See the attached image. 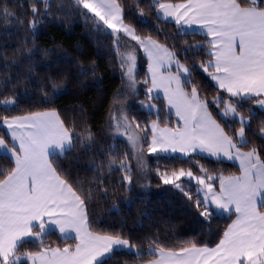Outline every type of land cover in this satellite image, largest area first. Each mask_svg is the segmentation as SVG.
Here are the masks:
<instances>
[{
	"label": "trees",
	"instance_id": "obj_1",
	"mask_svg": "<svg viewBox=\"0 0 264 264\" xmlns=\"http://www.w3.org/2000/svg\"><path fill=\"white\" fill-rule=\"evenodd\" d=\"M117 3L123 9V20L135 28L137 35L167 45L189 66L192 84L200 97L208 101L225 130L236 139L240 124L218 116L214 101L219 103L217 98L222 90L200 67L212 59L209 37L196 31H184L174 21L162 18L154 0H117ZM49 4V14L45 15V5L40 0H0V10L7 7L13 14L5 18L0 11V101H14L0 105V118L56 110L72 132L74 150L51 157L54 166L85 199L89 230L100 235H118L134 246L132 251L115 249L103 259L104 264L147 262L157 255L149 251L154 247L176 251L192 244L216 246L234 214L213 211L206 222L195 207L196 199H202L196 184L188 180L180 182L192 197L189 200L180 190L165 185L158 173L183 168L214 176L213 181L218 184L220 176L239 173V166L199 154L190 157L157 155L150 162L149 191L141 194L133 184L122 183L124 172L115 170V165L124 163L130 169L131 151L126 141H114L108 136L111 107L129 97L118 51V34H113L92 14L84 15L87 10L78 9L73 0H49ZM33 5L38 9L37 15L31 10ZM30 20L37 21L35 32L29 28ZM146 65L147 60L141 55L138 78L143 86L149 85L145 83L148 81ZM211 70L209 68V72ZM53 84L58 91H53ZM185 87L190 89L188 84ZM226 95L224 93L223 101ZM156 100L161 104L158 113L147 112L137 104L128 111L139 130L146 132V142L150 137L148 125L151 121L177 124L162 99ZM242 102L239 109L246 114L254 105V98ZM262 128L264 109L252 113L246 126L250 142L246 148L257 147L264 159ZM88 132L93 142L85 139ZM77 136L87 146L77 143ZM0 138L13 146L2 123ZM8 156V153H0V172L14 168ZM112 161L114 168L109 170L107 165ZM128 174L135 177L131 169ZM4 178L0 175V179ZM76 242L75 238H63L57 231L48 230L41 238L27 239L18 247L17 255L37 253L49 247L73 248ZM21 264H28V261Z\"/></svg>",
	"mask_w": 264,
	"mask_h": 264
},
{
	"label": "snow or ice",
	"instance_id": "obj_2",
	"mask_svg": "<svg viewBox=\"0 0 264 264\" xmlns=\"http://www.w3.org/2000/svg\"><path fill=\"white\" fill-rule=\"evenodd\" d=\"M40 2L45 5V15H48L49 0ZM73 2L78 9L87 10L84 15L92 14L113 34L122 32L144 49L150 61L151 87L148 92L163 89L168 105L175 108L176 116L183 121V128L175 129H159L157 123L153 122L150 152L171 150L190 154L199 149L217 158L223 155L240 162L242 175L220 176L218 192L213 190L211 183H206L204 177H195L196 183L204 186L200 190L204 191V196L196 199L195 207L206 222L214 210L238 214L219 243L215 247L192 244L179 251L154 247L149 251L151 254L158 252L159 258L151 261V264H264V211L261 210L264 208V159L255 146L248 151L242 150L250 143L245 136V126L249 120L231 100L225 102L217 98V107L223 105L221 115L232 117L240 124L236 131L239 144L236 143L213 119L208 110V101L200 98L190 78L192 70L180 62L174 51L151 37L137 35L131 26L124 24L123 9L117 0ZM154 6L164 18L171 17L181 27L199 24L207 30V35L212 37L208 47L213 59L208 61L207 66L201 64L200 67L216 81L219 88L231 97L244 101L264 94V0H187V3L180 4L156 0ZM31 10L34 15L38 14L34 5ZM0 11L5 18L13 15L7 7ZM29 28L35 32L37 21L30 20ZM135 59L131 52L122 54L121 67L127 63L126 74L133 84ZM173 65L176 67L175 73L170 72L167 76L161 73L162 68ZM209 68L213 71L209 72ZM184 84L190 86V92L184 90ZM52 87L53 91H58L55 84ZM256 103L264 107V99ZM123 121L126 127H131L127 116L123 117ZM0 123L10 130V138L15 142L9 148L0 138V149L9 154L8 158L15 165L11 171L0 172L5 177L0 179V264H19L21 257L17 255L18 247L29 238H41L49 225L57 226L65 238H71V233L75 232L79 243L74 250L67 247L44 248L37 253H23L32 260V264H37V261L39 264H104L101 258L112 254L114 246L134 250L127 239L89 230L85 199L62 178L50 158L72 151L75 147L72 132L56 111L34 112L11 119L5 116L0 118ZM115 128L119 132L118 122ZM261 132L264 134V128ZM76 139L77 143L87 146L79 136ZM85 139L94 141L90 132ZM128 139L135 146L136 139L133 136H128ZM107 166L113 170L114 161ZM115 170H123L122 183L131 185L132 176L128 174L130 169L126 164L115 165ZM158 175L165 185H172L189 200L192 199L178 182L183 177L193 178L191 170L181 168L171 175L167 172ZM207 179L211 181L214 177L208 176ZM36 228L39 230L34 231ZM136 254L139 255L138 252Z\"/></svg>",
	"mask_w": 264,
	"mask_h": 264
},
{
	"label": "rangeland",
	"instance_id": "obj_3",
	"mask_svg": "<svg viewBox=\"0 0 264 264\" xmlns=\"http://www.w3.org/2000/svg\"><path fill=\"white\" fill-rule=\"evenodd\" d=\"M162 1H165V0H162ZM162 1L160 0V2H162ZM179 1H181V0H178V1H170L169 0L168 3L177 4V2H179ZM154 2L156 3V0H154ZM124 24L131 26L130 24L126 23L125 21H124ZM131 27L135 30V28L133 26H131ZM183 29H184V31L186 30L184 27H183ZM135 33H136V31H135ZM153 40H156V39H153ZM157 42L160 44H163L159 41H157ZM117 45H118V51H119V56H120L121 60H122V54H127L129 52L133 53L136 57L135 66L133 69L135 83L133 84L129 81V78L126 74L127 73V63H125V66L123 67V70H124L123 76H124V81H125V87L127 89V93L129 95V97L124 101H120V102L115 103L111 107L109 117H108V136H109V138H111V140H114V141L124 140L128 144L130 151H131V155H132V159H131L129 166H130L131 171H133L135 174V177L132 178L131 184H133L136 187L138 193L143 194V193L149 191L151 188L150 187V162H151V159L153 156H157V155H179L181 157H190L192 155L199 154L201 156H208V157H211L214 159H220V157L217 158V157L207 155V154H209L208 152L200 151L199 149H197L194 152H191L190 154H185V153L180 152V151L172 152L171 150H169L168 152H159V151L158 152H150L149 151V147L151 145V140H152V135H153V133L151 131V125L153 122L157 123L159 129H163V128L175 129L178 127L183 128V121L180 120V118L176 116L175 108L168 105L167 99L163 93V89H153V91L151 93L148 92V89L151 87V83H150L151 74L148 71L150 61H149V58H148L147 54L145 53L144 49L142 47H140L138 45V43L135 40H133L130 36H127L122 32L119 33L117 36ZM163 45H165V44H163ZM165 46L168 47L167 45H165ZM141 55H143L147 60L146 71H147V78H148L149 85H145V86H143L141 84V81L138 78V72H139L140 63H141ZM180 62L189 68V66L185 62H183L181 60H180ZM205 66H207V65H205ZM211 71H213V70H211ZM170 72L171 73L176 72L175 65H173L171 68H162L161 69V73L165 76H167ZM181 80L183 82V80H184L183 75L181 76ZM215 84L217 85V83H215ZM183 86H184L185 91H187V92L191 91V88L189 89V88L185 87V84ZM221 90H222V92L219 95L220 100H223L222 97L224 96V93H226L227 95L225 96V102L231 100L234 104L237 105L238 111L245 118H247L249 121H250V117H251L252 113L257 112L260 109H264V107H261L260 105H258L256 103L257 100L264 99V94H262L259 97H255V96L250 97V98H254V105L251 107L249 112L244 114L239 109V106L243 103L242 100H240V98H237V97H231V95L229 93H227L224 89H221ZM156 98L162 99V101L164 102V106L166 107V109L168 111V114L174 116L177 124L176 125H173L170 123L164 124V123H161L157 119L151 121L150 124L148 125V130L150 131V137H149V141L146 142V140H145L146 132H141L139 130V128L136 127V124L134 123V121L129 117L128 111H129V108L131 106H134L135 104H137V106L146 110L147 112L158 113L161 110V104L156 100ZM201 99H203V98H201ZM4 102L5 101H0V105L6 106V104ZM217 103L218 102L215 103V107H216V112H217L218 116H220L221 118H223L225 120H234L232 117H227V118L223 117L221 115V113L223 112V105H221L220 107H217ZM8 104H10V103H8ZM208 110H209V112H211L213 119H215L217 121V123H219L221 125V127H223V125L221 124V122L219 121L217 116H215V113L213 112L212 107L209 104H208ZM43 111H53V110H43ZM54 111H56V110H54ZM38 112H41V111H38ZM28 114H31V113H28ZM19 116H21V115H19ZM124 116H127L128 123L131 125V127H126L124 125V121H123ZM117 122L120 124L119 132H117L116 128H115V124ZM246 126H245V136L247 137ZM261 134H262V132H261ZM228 135H229V133H228ZM262 135H264V134H262ZM128 136H133L136 139L135 146L133 145V143L131 141H129ZM229 136H231V135H229ZM234 141L239 144V138L238 137H236V139L234 138ZM6 144H7V142H6ZM249 149L250 148H243L242 150L248 151ZM221 157H222V155H221ZM222 160H224V159H222ZM225 161H228V160H225ZM229 162H233V161H229ZM233 163H235V162H233ZM235 164H237V163H235ZM185 171H188V170H185ZM192 172H193V178L183 177V178H181V181H178V182L180 183L183 180H188V181L194 182L196 184L197 192L203 198L204 191H200V190L204 189V186L197 184L196 180H195V177H201L202 176L205 178L206 183H211L213 185L214 191H217V192L219 191V182H218V184H215L213 180L209 181L207 179L208 176L203 175L202 173H197L194 171H192ZM171 173L172 172H170L168 174L171 175ZM212 177H214V176H212ZM212 207H213V209L215 208L214 205ZM214 211L218 214H234V217H233L232 221L230 222L229 226L235 220L234 219L235 218V212H223L220 210H214ZM228 227H227V229H228ZM227 229H226V231H227ZM38 230H39L38 228L34 229V231H38ZM197 247H204V246H197ZM176 251H179V250H176ZM106 257H104V258H106ZM158 258H159V253L157 252L156 256H154L152 259L148 260L147 262H144L141 264H151V261L156 260ZM21 259H22V256H21ZM23 261L24 260H20L19 264H21Z\"/></svg>",
	"mask_w": 264,
	"mask_h": 264
},
{
	"label": "crops",
	"instance_id": "obj_4",
	"mask_svg": "<svg viewBox=\"0 0 264 264\" xmlns=\"http://www.w3.org/2000/svg\"><path fill=\"white\" fill-rule=\"evenodd\" d=\"M162 1V0H161ZM178 1V0H177ZM163 3H168L169 1L168 0H166V1H162ZM180 3H187V0H181V1H179V2H177V4H180ZM159 15L162 17V18H164L163 16H162V14L161 13H159ZM164 19H167V20H170V21H174L171 17H168V18H164ZM175 22V21H174ZM186 30L185 31H196V32H199V33H202V34H206L207 35V30L205 29V28H203L201 25H199V24H195V25H192L191 27H189V26H183ZM182 27V28H183ZM208 37H209V41L212 39V37L211 36H209V35H207ZM211 51V50H210ZM212 59H213V57H212ZM215 83H216V81H215ZM254 97V96H253ZM41 112H44V111H41ZM26 115H29V114H25V115H21V116H16V117H23V116H26ZM12 118V117H11ZM11 118H9V119H11ZM5 126V125H4ZM5 129H6V131H7V133H8V135H9V137H10V130H8L7 129V127L5 126ZM11 139V138H10ZM11 141H12V143L14 144L15 142L11 139ZM9 147V146H8ZM9 148H11V147H9ZM18 151H19V149H18ZM0 153H5L4 152V150H2V149H0ZM207 155H210V154H207ZM210 156H212V155H210ZM213 157H215V156H213ZM51 158V157H50ZM220 159H224V160H228V161H233V162H235V163H237L238 165H239V168H240V171H239V173H237V174H235V175H230V176H241L242 175V169H241V167H240V162H239V160H237V159H232V160H229V159H227L226 157H224L223 155H222V157L220 156ZM86 211V210H85ZM234 212V211H233ZM237 213H235V220H236V218H237ZM46 219V218H45ZM234 220V221H235ZM233 221V222H234ZM232 225V224H231ZM230 225V226H231ZM229 226V227H230ZM228 227V228H229ZM48 230H55V231H57L63 238H65V236H64V234L63 233H60L59 232V229H58V227L57 226H55V225H49L48 226V228H47V230H46V232L48 231ZM71 238H75L76 239V244L77 243H79V240H78V238H76V234H75V232H72L71 233ZM76 246V245H75ZM75 246L73 247V248H70V247H68V246H65V247H67V248H69L70 250H74L75 249ZM65 247H49V248H47V249H55V248H60V249H63V248H65ZM215 247V246H214ZM115 249H129V248H125V247H116V246H114V250ZM42 251V250H41ZM40 252V251H39ZM22 256V259L21 260H26V261H28V264H32V260L31 259H28V258H26L24 255H21ZM20 256V257H21ZM107 256V255H106ZM105 256V257H106ZM104 258V257H103ZM103 258H101V259H103ZM37 264H39V262L37 261Z\"/></svg>",
	"mask_w": 264,
	"mask_h": 264
}]
</instances>
